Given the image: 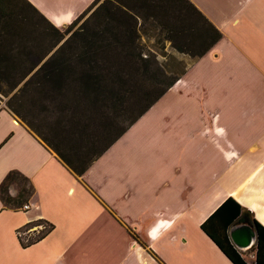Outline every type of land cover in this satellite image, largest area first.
<instances>
[{
  "label": "crops",
  "instance_id": "obj_1",
  "mask_svg": "<svg viewBox=\"0 0 264 264\" xmlns=\"http://www.w3.org/2000/svg\"><path fill=\"white\" fill-rule=\"evenodd\" d=\"M27 1L62 29L93 0ZM188 1L221 39L83 176L0 109V185L33 187L26 211L0 200V264H232L200 228L228 198L264 228V0Z\"/></svg>",
  "mask_w": 264,
  "mask_h": 264
},
{
  "label": "rangeland",
  "instance_id": "obj_2",
  "mask_svg": "<svg viewBox=\"0 0 264 264\" xmlns=\"http://www.w3.org/2000/svg\"><path fill=\"white\" fill-rule=\"evenodd\" d=\"M105 1L97 0L96 6ZM163 1L164 10L158 17L147 8L146 0H114L120 8L136 14L139 43L150 65L98 83L105 70L103 61L85 53L87 37L80 33L90 13L68 32L64 28L47 31L37 19L27 18L20 33L22 42L16 35L6 34L7 20L1 19L0 109L8 110L56 155L58 151L75 165L102 152L138 117L170 75L186 72L208 47L211 36L207 26L193 13L188 14L183 1ZM107 21L103 15L88 26L101 31ZM112 22L115 26L125 23L118 17ZM113 33L112 40L118 35ZM172 39L181 53L171 48ZM49 58V73L56 74L58 83L31 77ZM30 68L35 69L27 75Z\"/></svg>",
  "mask_w": 264,
  "mask_h": 264
},
{
  "label": "trees",
  "instance_id": "obj_3",
  "mask_svg": "<svg viewBox=\"0 0 264 264\" xmlns=\"http://www.w3.org/2000/svg\"><path fill=\"white\" fill-rule=\"evenodd\" d=\"M187 6L189 15L191 13L196 15L200 21L206 26V31L210 33V40L207 43L205 52L199 57L206 54L222 37L221 33L191 4L188 0H181ZM163 0H146L147 8L154 10L158 17L164 10L162 6ZM97 0H93L91 5L81 13L69 26L64 28L65 32L70 31L75 27L87 14L90 13L89 21L86 26L82 27L80 33L87 37V50L88 56L94 55L101 58L103 61L104 72L97 80L104 82L107 77H120L122 78L126 73L132 70L141 69L146 70L150 65L148 57L143 56L141 46L139 43V35L137 23L135 22L136 14L122 9L114 3V0L105 1L103 4L96 6ZM104 15L108 19L106 29L99 31L96 28H90L88 23L90 21H99ZM118 17L123 19L125 23H117V26L112 22V18ZM27 18L37 19L46 28L47 31H57L58 28L51 25L27 0H0V20H7L4 28L7 35H16V38H21L19 42L24 41L22 33L25 28L24 20ZM13 20L15 22H13ZM13 30V31H8ZM115 30V31H114ZM85 31V33H84ZM89 31V32H88ZM118 35L113 40L110 38L114 33ZM209 36V34H207ZM119 37V39H117ZM171 48L175 52L181 53V48L177 45L174 39L171 40ZM52 62L50 58L47 59L41 67L32 74L31 77L42 76L45 82L58 83L59 79L56 74L49 73V68ZM32 72L35 68H30ZM29 72L27 73V75ZM185 71H175L170 75L168 81L161 87H158L150 101L144 106L140 114L128 126H126L108 147L102 152L91 156L86 160L80 161L77 165L66 159L57 151L58 157L62 162L77 176H83L91 164L97 160L122 134H124L139 118H141L183 75ZM165 76V75H164ZM100 84V83H99ZM15 185L17 188L16 197H11L9 193L10 186ZM33 193V187L28 179L17 171L9 172L0 185V200L4 208L19 210L23 205L27 204L29 197ZM247 225L253 228L256 232V243L253 248L255 255L251 264H264V228L255 221L253 215L246 209L242 208L234 199H226L200 226L201 230L211 241L219 248V250L229 259L232 264H249L244 256L231 244L228 230L235 225ZM43 225V230L30 236L19 235L21 246L27 248L41 241L47 234H49L53 226L43 221L36 222L28 225L27 229L31 226Z\"/></svg>",
  "mask_w": 264,
  "mask_h": 264
},
{
  "label": "water",
  "instance_id": "obj_4",
  "mask_svg": "<svg viewBox=\"0 0 264 264\" xmlns=\"http://www.w3.org/2000/svg\"><path fill=\"white\" fill-rule=\"evenodd\" d=\"M228 236L238 251H243L256 243V232L247 225L240 224L229 228Z\"/></svg>",
  "mask_w": 264,
  "mask_h": 264
},
{
  "label": "built area",
  "instance_id": "obj_5",
  "mask_svg": "<svg viewBox=\"0 0 264 264\" xmlns=\"http://www.w3.org/2000/svg\"><path fill=\"white\" fill-rule=\"evenodd\" d=\"M29 209V206L28 205H24L23 207H22V210L23 211H26V210H28Z\"/></svg>",
  "mask_w": 264,
  "mask_h": 264
}]
</instances>
